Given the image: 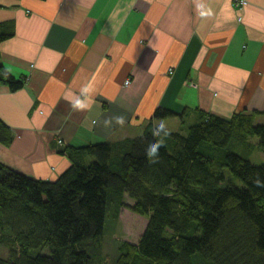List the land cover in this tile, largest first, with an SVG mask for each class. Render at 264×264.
I'll use <instances>...</instances> for the list:
<instances>
[{
	"label": "crops",
	"instance_id": "1",
	"mask_svg": "<svg viewBox=\"0 0 264 264\" xmlns=\"http://www.w3.org/2000/svg\"><path fill=\"white\" fill-rule=\"evenodd\" d=\"M247 1L238 10L205 0L213 16L201 19L197 0H0V23L13 32L0 62L24 78L15 91L0 82V119L13 135L0 161L53 180L69 166L62 145L118 143L160 120L184 133L198 111L263 112L264 0ZM89 83L91 110L74 111L73 93ZM157 108L174 116L156 119ZM119 114L123 126H103Z\"/></svg>",
	"mask_w": 264,
	"mask_h": 264
},
{
	"label": "trees",
	"instance_id": "2",
	"mask_svg": "<svg viewBox=\"0 0 264 264\" xmlns=\"http://www.w3.org/2000/svg\"><path fill=\"white\" fill-rule=\"evenodd\" d=\"M0 23V45L12 26ZM0 82L22 88L0 62ZM263 112L222 118L198 111L184 133L170 131L158 163L145 149L153 128L118 143L58 151L69 166L53 180L35 179L0 161V264H110L100 249L108 207L145 216L136 244L122 241L114 264H264V164L249 153L264 150ZM154 118L174 116L157 108ZM13 139L0 119V142ZM132 200L126 204L124 198Z\"/></svg>",
	"mask_w": 264,
	"mask_h": 264
},
{
	"label": "rangeland",
	"instance_id": "3",
	"mask_svg": "<svg viewBox=\"0 0 264 264\" xmlns=\"http://www.w3.org/2000/svg\"><path fill=\"white\" fill-rule=\"evenodd\" d=\"M242 18V17H241ZM251 140H256L252 138ZM254 148L245 153L241 147L237 146L235 150L247 157L253 164H264V150L258 149L254 144ZM126 204H132V200L125 197ZM115 207L112 203L106 212L105 229L103 239L101 241L102 254L109 257V263L114 264L119 256V245L122 241L136 244L147 224L145 216L132 212L129 208L121 206L114 214ZM7 249L0 246V255L5 256Z\"/></svg>",
	"mask_w": 264,
	"mask_h": 264
},
{
	"label": "clouds",
	"instance_id": "4",
	"mask_svg": "<svg viewBox=\"0 0 264 264\" xmlns=\"http://www.w3.org/2000/svg\"><path fill=\"white\" fill-rule=\"evenodd\" d=\"M196 9L201 19H209L213 16V11L210 6L207 5L205 0H197ZM96 95V86L94 83H89L81 87L78 93H73L72 99L69 101L71 108L74 111H90ZM127 117L124 114L106 117L103 120V126L107 128H113L115 126H123L126 123ZM95 123V121L93 122ZM152 136L158 139H154L149 142L146 149V157L148 162L155 164L159 161L160 149L164 146L166 139L170 136V131L163 120L158 121L152 130ZM258 187H264V182L256 181Z\"/></svg>",
	"mask_w": 264,
	"mask_h": 264
},
{
	"label": "built area",
	"instance_id": "5",
	"mask_svg": "<svg viewBox=\"0 0 264 264\" xmlns=\"http://www.w3.org/2000/svg\"><path fill=\"white\" fill-rule=\"evenodd\" d=\"M234 6L238 9L241 10L243 7H245V5L248 3L247 0H232ZM241 20V16H239V18ZM128 82V81H126ZM59 143L61 142L60 140L58 141Z\"/></svg>",
	"mask_w": 264,
	"mask_h": 264
}]
</instances>
